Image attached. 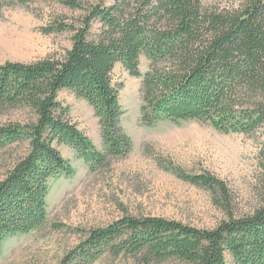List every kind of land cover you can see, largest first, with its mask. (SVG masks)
<instances>
[{"label":"trees","instance_id":"trees-1","mask_svg":"<svg viewBox=\"0 0 264 264\" xmlns=\"http://www.w3.org/2000/svg\"><path fill=\"white\" fill-rule=\"evenodd\" d=\"M30 0H0L2 9ZM80 12L55 19L44 34L70 33L61 58L0 64V116L26 110L24 121L0 123V150L26 143L0 166V246L43 226L50 179L75 168L56 144H65L88 165L104 168L126 156L131 140L121 126L119 63L140 78L139 119L207 123L221 133L253 135L264 128V0H61ZM148 61L143 73L139 58ZM61 90L83 99L98 119L102 151L69 118ZM257 163L264 185V135ZM177 178L221 196L226 217L198 228L160 216L124 215L83 233L58 264H92L104 254L129 256L132 264H264V186L258 204L235 216L224 183L209 173L167 168Z\"/></svg>","mask_w":264,"mask_h":264},{"label":"rangeland","instance_id":"rangeland-1","mask_svg":"<svg viewBox=\"0 0 264 264\" xmlns=\"http://www.w3.org/2000/svg\"><path fill=\"white\" fill-rule=\"evenodd\" d=\"M227 1L230 0H202L206 6L223 5ZM79 14L61 0H30L27 5L5 7L0 13V64L61 58L70 47V33L44 34L41 28L60 17L71 22ZM147 64L141 55L142 73ZM113 76L122 84L121 126L131 140L129 153L89 172L88 165L70 147L56 144L75 173L71 177L50 179L46 223L7 238L0 246V264H58L84 232L124 215L160 216L198 228L214 227L226 217L221 196L177 178L167 168L189 174L209 173L221 180L229 195L226 206L235 216L249 213L258 204L264 185L257 155L264 128L245 135L221 133L197 121L145 126L139 119L140 78L130 76L119 63ZM58 98L69 107L71 121L102 151L104 143L93 109L69 90L59 91ZM28 116L26 110L9 111L0 116V123L21 122ZM25 148L24 142L0 150V166ZM92 264H132V258L106 253Z\"/></svg>","mask_w":264,"mask_h":264}]
</instances>
